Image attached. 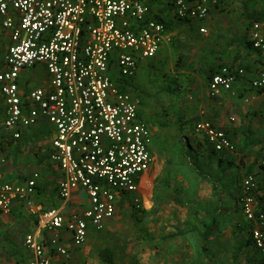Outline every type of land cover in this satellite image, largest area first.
<instances>
[{"label": "built area", "instance_id": "obj_1", "mask_svg": "<svg viewBox=\"0 0 264 264\" xmlns=\"http://www.w3.org/2000/svg\"><path fill=\"white\" fill-rule=\"evenodd\" d=\"M218 3L172 0V15L204 22ZM150 15L142 0H0L1 28L10 40L0 71L3 127L29 128L44 118L54 129L49 160L62 174L60 200L66 205L78 190L87 197L83 211L66 214L51 208L38 214L35 231L24 238L29 253L25 264H50L53 254L68 258L67 244L82 248L90 230L101 232L114 218L121 197L136 205L138 180L152 164L153 136L138 118V100L114 85L110 71L116 68L123 79H130L139 61L151 60L171 42L165 26ZM248 33L250 47L264 53V20L252 22ZM39 65L45 67L47 86L22 93L21 72ZM243 75V69L221 67L209 79L210 95L234 94ZM263 89L260 68L248 90ZM194 128L215 151L235 154L233 141L211 122L200 120ZM12 137L19 139L20 134ZM38 180L34 171L24 184L0 182V217L15 203L31 207ZM255 185L253 176L243 181L240 210L253 223L252 244L264 261V212L255 218L256 204L249 194Z\"/></svg>", "mask_w": 264, "mask_h": 264}, {"label": "rangeland", "instance_id": "obj_2", "mask_svg": "<svg viewBox=\"0 0 264 264\" xmlns=\"http://www.w3.org/2000/svg\"><path fill=\"white\" fill-rule=\"evenodd\" d=\"M244 2L250 11L264 9V0H231L229 8L221 10L220 13L224 16L236 20V25L233 26V42L242 39L249 28V23L242 13ZM231 13L234 16H230ZM201 25H196L198 30L205 27ZM2 34L0 29V37ZM179 34L173 39L171 37L168 56L149 65L146 80H143L142 84L135 88L136 96L140 102L139 110L142 119L146 123H151V127L156 125L161 128V131L167 134L165 137L168 142L172 141L173 144L165 148L164 140L159 138L160 133L153 134L152 164L150 170L141 178L136 205L133 200H128L122 204L114 220L104 230L99 233L91 232L85 244L79 249L80 255L76 264H103L98 259V252L103 248L111 250L115 264H214L204 258L200 236L204 231V222L208 223L211 219L213 211L209 212L208 209L213 204L215 205L216 199L219 200L223 192L218 194V198L209 197L203 193L196 195L199 193V189H208L213 186L211 181L214 171L208 163L209 161H206V155L202 154L203 151L205 152L204 138L197 134L195 129H192L194 135L192 134L190 137L189 134L183 135L187 142L193 141V147L191 146V149L187 151L191 161L181 155L182 149L179 144L181 135L178 133V121H180V113L184 106L183 100L189 98L188 93L192 90V83L195 82L196 86L198 83H208L206 70L210 66L209 56L211 55V59L214 60L218 53L206 54L208 45L194 46L191 44V38L184 37L183 32ZM225 34V31L218 33L212 39L211 44L224 47L226 42L231 39ZM203 35L205 36V34ZM1 48L0 45V50ZM210 50L212 49L210 48ZM180 55L182 58L178 60ZM199 56H202L203 59L200 60ZM181 64L182 67H180ZM201 64L204 67H200ZM31 76L30 86H40L39 84L46 80L44 71H33ZM243 106L246 113L244 119L245 121L249 120L247 141L245 139L248 146L242 148L243 144L241 143L240 148L236 147L237 153L233 157L239 158L242 163H245L244 161H249V159L246 158L243 161V158L249 156L261 167L264 160V155H262L264 154V100L253 102L251 105L243 104ZM149 116L151 122L148 120ZM1 119L0 114V128ZM42 126L40 125V127ZM42 131L47 133L46 127H42L40 132ZM45 133L44 136L48 139L49 135L46 136ZM172 136H175L174 140H172ZM258 137L260 139H257ZM196 142L199 147L203 146L202 150L196 147ZM233 143L235 144V142ZM259 146L262 147L260 152ZM240 151H244L243 157ZM202 164L204 168H201ZM245 175L239 178L237 175L235 181L232 180L235 194L240 189L242 190L243 181L247 177ZM201 176H205L207 179L205 180ZM145 177L153 178L152 181L147 182L150 184L147 188L141 187V182ZM215 186L217 187V185ZM142 194L147 200L146 207ZM231 204L230 208L234 215L230 218V226L226 229L227 226L222 225L215 236L209 239L210 253L218 263L264 264L255 249L251 248L252 245L248 243L250 235L247 227L251 221H248L240 210V197L233 195ZM132 206L138 211L137 221L131 215ZM239 244L245 247L239 251L236 259H233L234 249Z\"/></svg>", "mask_w": 264, "mask_h": 264}, {"label": "crops", "instance_id": "obj_3", "mask_svg": "<svg viewBox=\"0 0 264 264\" xmlns=\"http://www.w3.org/2000/svg\"><path fill=\"white\" fill-rule=\"evenodd\" d=\"M142 1L149 6L151 17L156 15L167 20L174 17L172 16L171 9L172 0ZM230 2L231 0H219L217 7L211 9L209 16L204 21V23L188 22L187 24H176L174 22V24L171 23L169 25L170 27L166 28L170 39L171 37L172 39L177 37L179 33L183 32V34H185L184 37L191 38V44L194 46L198 45V47H200L202 45H208V50L205 52L206 54L218 53V56L214 57V60L211 59V55L209 56L210 66L206 70L208 80L216 71L224 66L230 67L231 69L244 70V75L239 77L234 85V94L224 92L220 96L213 97L208 91V83H198V86H196L195 82L192 83V90L188 93L189 98H184L185 100H183L184 106L182 107V112L180 113V121H178V133L181 135V140L179 143L182 149L181 155L186 157L189 161H191V157L188 156L187 151L188 149H191V146L193 147V141L189 140V142H187L185 138H183V135L189 134V137L192 134L194 135L192 131L195 129V123L200 120H207L211 122L217 129L225 132L226 136L231 141L233 140V142H235V147H239V145L242 143V148H247L248 145L246 142V135L247 129L249 127V120L245 121L244 119L246 113L243 104L251 105L253 102L264 100V91L260 92L248 90V82L253 76L254 71L264 68V53L254 51L250 47V43L248 41V31L247 34L242 37V39L238 40L237 42H233V26L236 25V20H232L234 19L232 17L229 19L227 16H224V14L220 13L221 10L229 8L228 5H230ZM230 16L234 15L231 13ZM1 21L2 19L0 18V29L3 32L2 37H0V45L2 46L0 50V71L4 69V58L10 45L9 34L8 32L3 31L1 28ZM251 23H249V26ZM196 25L205 26L207 28L205 36L200 33V30L205 27H201L200 30H198ZM224 31L226 32L225 35L231 39L226 42L224 47L217 44L212 45V39L216 37L218 33ZM179 36L181 35L179 34ZM170 45L171 42L161 46L156 56L151 60L139 61L137 64V70L134 76H132L130 79H123L118 74L117 69L112 68L110 71V76L114 85L119 88L120 91L130 94L134 99L138 100L135 88H138L142 84L143 80H146L147 68L149 65H152V63H157L168 56L170 53ZM209 47L212 50H210ZM199 58L200 60L203 59L202 56H199ZM178 60H180V58H178ZM180 67H182V64ZM200 67L204 66L201 64ZM32 70L41 72L44 71L46 74V70L43 65L35 66L32 69L21 72L19 84L22 93H26L36 88H44L48 84V76L46 74V80H44L42 84L40 83V86H30L29 80L30 76L33 74ZM31 79H33L32 76ZM201 111L204 112L203 116L200 115ZM0 114L2 117L0 128V182L20 185L25 183L31 172L36 171L39 173V180L37 181L36 190L31 198L32 206L27 207L22 203H15L8 214L2 215L0 217V263L25 264L29 260V253L24 246V238L28 234H31L35 231L38 214L51 208L63 209V212L66 214L83 211L87 207V197L83 191L78 190L74 192L71 200L66 205H63V202L58 196V182L62 179V174L58 166L49 160V154L51 152V140L53 138L54 131L52 125H50L44 118H40L38 123L33 127H17L14 130L5 129L3 127V122L5 119V105L1 95ZM138 118L150 128L152 136H154L153 134L160 133L159 138L164 140L163 146L165 148H168L169 145L173 144L172 141L168 142V139L165 137L167 134L163 133L161 128H158L156 125L151 127V123H146L142 119L139 107ZM150 119L151 117L149 116L148 120ZM40 125H43L42 127H46L47 133H45V131L40 132V129L42 128ZM15 132L20 134L19 139H14L12 137ZM44 133L46 136L47 134L49 135L48 139L44 136ZM174 139L175 136H172V140ZM257 139L260 138L258 137ZM196 147L200 148L201 150L203 148V146L199 147L197 142ZM258 149L260 152L262 147L259 146ZM236 153L237 148L233 156H235ZM202 154L206 155V152L203 151ZM244 155V151L241 152V156L243 157ZM232 158L234 160L233 165H229L230 169L224 173L223 178L219 179V169L216 162L209 160L206 156V161H209L208 163L212 166L214 171L212 175L213 180L211 181L213 186H210L208 189H199V193L196 195H201V193H203L207 194L209 197L218 198V194L220 195V192H223L219 200L216 199L215 205L213 204L210 206V209H208L209 212L213 211L211 213V217L217 213L216 226L212 230L211 237L215 236L216 232L221 229L222 225L227 226L226 229L229 228L230 218L234 215L232 214L233 210L230 208L232 205V196L238 195L240 199L242 198L243 190L240 189V191L235 194V186H233L232 180L235 181V177L237 178V175L239 178L244 174H246L247 177L253 176L256 182L264 180V167H260L259 164L257 165L254 159L248 156L243 158V161L246 158H248L249 161L245 160V163H242L239 158ZM190 163L193 165L192 162ZM223 165H228V162H224ZM201 168H204V165ZM141 178L138 180V186L140 184ZM152 180L153 178L145 177L141 182V187H149L150 184L147 182ZM215 185H217V187ZM184 187L186 186L184 185ZM128 200L131 201V199L127 196L121 197L119 199L117 202L116 213L122 204ZM215 206L216 208H214ZM114 218L106 222L104 229L114 220ZM221 221H224V223H221ZM91 232L94 231L90 230L88 236ZM67 247L70 251L69 257L64 258L57 254H53L50 264H76L79 260V249L81 248L73 249L70 248L71 246L69 244H67ZM251 248L253 250L255 249L254 247Z\"/></svg>", "mask_w": 264, "mask_h": 264}, {"label": "trees", "instance_id": "obj_4", "mask_svg": "<svg viewBox=\"0 0 264 264\" xmlns=\"http://www.w3.org/2000/svg\"><path fill=\"white\" fill-rule=\"evenodd\" d=\"M242 8H243L242 9L243 10L242 11L243 17L245 18V20L248 21V23H251L253 21H260V20L264 19V10H259V11L252 10V11H250V10H248V6H247L246 2L243 3ZM171 9H172V7H171ZM153 18L155 20H157L158 22L162 23L165 26V28L170 27L169 25L171 23L174 24V22L176 24H187L188 23V21L179 20L175 17H172L171 19L167 20V19H163V18L155 15ZM179 58L181 59L182 56L180 55ZM263 91H264V89L261 90L260 92H263ZM204 149H205L207 158L211 161L216 162L217 167L219 169V174H220L219 179L223 178L224 173L228 169H230L229 165L231 166L234 163V160L232 158L233 155H229V154L224 153V152L215 151L213 146L210 143H208L206 138H204ZM224 162H228V165H223ZM201 177L205 180L207 179L205 176H201ZM249 194L254 199L255 204H256V209H255V214H254L255 218H256L259 214L264 212V180L256 182L255 187L250 190ZM137 212L138 211H136L135 208L132 206L131 215L136 221L138 219ZM216 215H217V213L211 217L210 222L204 224V231L202 232V234L200 236L201 240H202V245H201L202 254H203L204 258L209 263H214V264H217L218 262H216V259L213 258L212 253H210V250L208 248V241L211 237L213 228H215V226H216V218H217ZM247 228H248L247 231L249 232V235H250V232L253 228V225L251 222L248 223ZM248 243H250L253 247L251 236H249ZM244 247L245 246H243L242 244H239L237 246V248L234 249V255L235 256H233L234 257L233 259H236V255L238 256L239 251ZM255 251L259 255L258 251L257 250H255ZM259 257H260V255H259ZM98 259L103 264H115L113 254H112L111 250L108 248H103L98 252ZM260 259H261V257H260ZM262 262L264 263L263 260H262ZM218 264H223V263H218Z\"/></svg>", "mask_w": 264, "mask_h": 264}, {"label": "bare ground", "instance_id": "obj_5", "mask_svg": "<svg viewBox=\"0 0 264 264\" xmlns=\"http://www.w3.org/2000/svg\"><path fill=\"white\" fill-rule=\"evenodd\" d=\"M143 195V194H142ZM143 197L145 198V201H144V206L146 207L147 205V200H146V197L143 195Z\"/></svg>", "mask_w": 264, "mask_h": 264}]
</instances>
